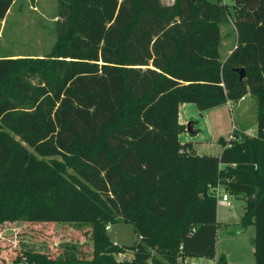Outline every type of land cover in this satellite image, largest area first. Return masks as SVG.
<instances>
[{"label":"trees","instance_id":"obj_1","mask_svg":"<svg viewBox=\"0 0 264 264\" xmlns=\"http://www.w3.org/2000/svg\"><path fill=\"white\" fill-rule=\"evenodd\" d=\"M16 0H0V20ZM58 0L56 39L38 55H0V225L85 229L55 255L21 247L24 264H178L216 257L223 183L244 198L264 264V0ZM258 12V17L255 15ZM236 44L224 58L221 25ZM236 68H244L240 79ZM248 94L257 129H233L218 155L179 135L183 103L200 110ZM134 225L131 259L108 226ZM8 260L0 253V262Z\"/></svg>","mask_w":264,"mask_h":264},{"label":"rangeland","instance_id":"obj_2","mask_svg":"<svg viewBox=\"0 0 264 264\" xmlns=\"http://www.w3.org/2000/svg\"><path fill=\"white\" fill-rule=\"evenodd\" d=\"M211 1L228 4L234 12V0ZM57 9L58 0H16L6 17L0 20V55L42 56L48 53L56 39V23L60 19ZM223 28L229 32H224L221 43V53L226 56L228 49L236 44V35L232 21L224 23ZM224 103L208 110H200L194 103L196 113L182 115L186 125L190 121L195 122L194 129L198 132L190 135L201 152L199 154H220L222 140L229 138L234 127L251 129L253 133L257 129V100L253 95L248 94L238 102H233L232 107ZM210 111L212 114L215 112L213 116L206 115ZM229 199L230 205L218 202L220 225L216 257L187 255L178 264H215L223 254L230 263L254 261L255 225L245 227L242 222L246 200L231 194ZM108 236L113 243L127 247L125 254L128 258L133 257L132 246L138 236L132 223L123 220L111 223ZM88 237L84 228L78 230L70 224L23 221L4 223L0 225V253L8 260L0 264H24L14 260V257L21 254V247L48 250L49 254L55 255L62 243L75 241L85 251H90L91 241Z\"/></svg>","mask_w":264,"mask_h":264},{"label":"crops","instance_id":"obj_3","mask_svg":"<svg viewBox=\"0 0 264 264\" xmlns=\"http://www.w3.org/2000/svg\"><path fill=\"white\" fill-rule=\"evenodd\" d=\"M165 4H172L173 2H174V0H162ZM221 28H222V40H223V38H224V32L227 34V33H229L228 32V30L226 29V28H223V24L221 25ZM236 35V34H235ZM226 38V37H225ZM222 43V42H221ZM234 46H235V44H234ZM234 46H232V47H230L229 49H228V53H227V55L232 51V49H233V47ZM226 55V56H227ZM223 56V55H222ZM226 56H223L224 58L226 57ZM227 104H231V102L230 101H228V102H226ZM192 104H194V103H183L182 105H181V107H180V112H179V121L181 122V123H184L185 124V122H184V120H182V115H183V113H189V114H195L196 113V107H195V104L194 105H192ZM223 104H225V103H223ZM231 107H232V104H231ZM208 110V109H207ZM188 111H190V112H188ZM209 112V111H208ZM212 111H210V113H206V115H208V114H212L211 113ZM215 112H213V114H214ZM213 114H212V116H213ZM194 128H195V122H194ZM198 132V130H196L195 129V133H193V134H196ZM190 134H192V133H189L187 130L186 131H184V132H182L180 135H179V139L181 140V141H192L193 142V138H192V135H190ZM193 145H194V147L196 148V150H197V152H199V153H201L199 150H198V148L196 147V145L194 144V142H193Z\"/></svg>","mask_w":264,"mask_h":264},{"label":"built area","instance_id":"obj_4","mask_svg":"<svg viewBox=\"0 0 264 264\" xmlns=\"http://www.w3.org/2000/svg\"><path fill=\"white\" fill-rule=\"evenodd\" d=\"M244 98V97H243ZM242 98V99H243ZM234 129H237L236 127H234ZM245 133L251 135L253 134V131L251 129H247L245 131ZM213 191L215 192V194L217 195L218 197V201L224 205H230L231 202H230V199H229V192L226 190L225 188V185L223 183H218L214 188H213ZM109 228V226L107 227ZM116 258L118 260H125V259H131V258H128V256L125 254V252H120L116 255Z\"/></svg>","mask_w":264,"mask_h":264},{"label":"water","instance_id":"obj_5","mask_svg":"<svg viewBox=\"0 0 264 264\" xmlns=\"http://www.w3.org/2000/svg\"><path fill=\"white\" fill-rule=\"evenodd\" d=\"M256 17H258V12L255 11L254 12ZM236 70L239 72V75H240V79H243L244 76H245V69L244 68H236ZM186 130L189 132V133H195V129H194V122L193 121H190L188 124H187V127H186Z\"/></svg>","mask_w":264,"mask_h":264}]
</instances>
